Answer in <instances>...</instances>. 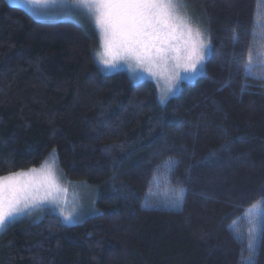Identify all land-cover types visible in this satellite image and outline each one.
I'll return each instance as SVG.
<instances>
[{"label":"trees","instance_id":"trees-1","mask_svg":"<svg viewBox=\"0 0 264 264\" xmlns=\"http://www.w3.org/2000/svg\"><path fill=\"white\" fill-rule=\"evenodd\" d=\"M184 1L211 51L203 75L161 104L153 82L104 72L87 26L42 22L0 0V177L55 151L59 173L90 186L97 211L72 226L48 211L14 224L0 235V264L248 258L236 225L264 207V75L254 68L245 78L243 66L259 51L251 34L264 0ZM165 168L167 184L183 190L181 207H146ZM262 233L264 217L255 264H264Z\"/></svg>","mask_w":264,"mask_h":264},{"label":"snow or ice","instance_id":"snow-or-ice-1","mask_svg":"<svg viewBox=\"0 0 264 264\" xmlns=\"http://www.w3.org/2000/svg\"><path fill=\"white\" fill-rule=\"evenodd\" d=\"M30 3L47 2V0H29ZM54 2V0H53ZM85 14L93 21L103 41V56L98 57L105 65H114L117 59L134 60L137 66H147L152 71L158 61L167 62L169 54L176 61V67L185 71L199 73L210 45L205 43L199 28H193L189 18L180 14L183 6L181 0H76ZM255 27V21L254 25ZM251 35L255 36L253 32ZM239 36L234 33V44L239 43ZM264 40V35L260 37ZM180 41L181 43H176ZM183 53V55H181ZM264 53H257L254 58L248 56L243 66L245 78L252 76L254 68H264ZM256 61H259L258 63ZM200 68H197V65ZM264 79V76L257 77ZM242 91L244 88L242 87ZM161 103L164 99L161 98ZM55 156V151L52 153ZM33 172L35 170H32ZM45 181L36 184L23 179L30 173H12L0 177V229L13 222L19 215L43 201H55L57 193L67 191L59 187L54 173L47 167L41 169ZM183 191V190H181ZM180 199V198H178ZM66 223H73L74 218L64 217ZM264 238V233L261 234ZM239 239V237H237ZM249 240L248 250L253 255L242 259L241 264H255V247Z\"/></svg>","mask_w":264,"mask_h":264},{"label":"rangeland","instance_id":"rangeland-1","mask_svg":"<svg viewBox=\"0 0 264 264\" xmlns=\"http://www.w3.org/2000/svg\"><path fill=\"white\" fill-rule=\"evenodd\" d=\"M7 3L13 7H18L26 12L30 13L34 18L42 22H56L62 20H73L80 24L87 26L93 30L98 37V47L96 56L98 63L104 70V72L129 73L136 82H153L158 87V99H164L165 104L171 98L179 96L185 85H190L196 82L204 73L206 62L209 58L211 47L208 50L205 59L202 61L203 68L199 73H192L190 70L185 71L183 67V61L179 68L176 67V61L171 57L174 53L169 54L167 62L158 61L153 66L152 71L146 70L147 66H137L134 60L129 59H117L112 65H105L98 57L103 56V41L99 31L93 26V21L85 14L84 9L77 4L76 0H47V2L30 3L29 0H6ZM182 7L179 9L181 15L189 18V23L193 28H199L203 33V39L206 44L211 46V41L208 32L202 26L201 20L194 10L184 1L181 0ZM259 12L255 17V27L253 32L254 43L259 47L258 53H264V40L260 39L264 35V3H259ZM200 20V21H199ZM179 46L180 41L176 42ZM183 55V53H181ZM264 59V57H262ZM259 61H257L258 63ZM200 68V65H197ZM257 72L264 75V68H256ZM256 72V73H257ZM53 153V152H52ZM47 166L56 176L59 187L67 189V191H61L57 193L55 201H43L35 207H31L24 214L19 215L13 222L6 224V226L0 229V235H2L9 227L14 224L25 220H37L42 217L46 211L57 214L61 217L62 221L69 226L84 222L88 218L97 214L96 211V197L92 188L85 183L81 182H68L58 171V165L55 156H49L41 166L35 167L30 170L20 171L17 173H30L29 176L23 177V179H30L36 184L44 183L46 177L45 173L41 169ZM32 170H35L34 172ZM171 168H165L160 174L162 178H158L155 182V187L148 193V202L146 207H163L166 209H178L181 207L183 200V191L175 190L173 187L167 184V175ZM8 176V175H6ZM3 176V177H6ZM180 198V199H178ZM71 215L74 218L73 223H66L64 217ZM264 217V207L262 203H258L248 209L244 214L241 224L236 225L237 235L247 244L252 239L253 244L256 245L259 241L260 231L262 227ZM255 253L254 258L256 254ZM253 255L249 253V256ZM248 256V257H249Z\"/></svg>","mask_w":264,"mask_h":264}]
</instances>
